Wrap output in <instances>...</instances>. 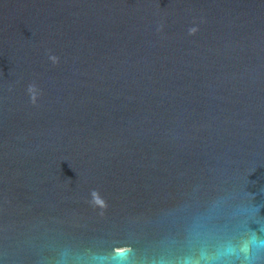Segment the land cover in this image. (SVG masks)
<instances>
[{"label": "water", "instance_id": "95a60500", "mask_svg": "<svg viewBox=\"0 0 264 264\" xmlns=\"http://www.w3.org/2000/svg\"><path fill=\"white\" fill-rule=\"evenodd\" d=\"M0 264H264V0H0Z\"/></svg>", "mask_w": 264, "mask_h": 264}]
</instances>
